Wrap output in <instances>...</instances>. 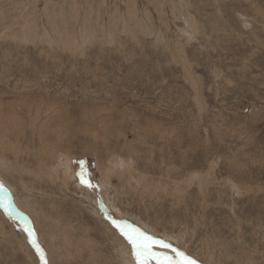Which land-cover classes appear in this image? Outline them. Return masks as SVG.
I'll return each mask as SVG.
<instances>
[{
  "label": "rangeland",
  "instance_id": "obj_1",
  "mask_svg": "<svg viewBox=\"0 0 264 264\" xmlns=\"http://www.w3.org/2000/svg\"><path fill=\"white\" fill-rule=\"evenodd\" d=\"M0 182V264H41L28 229L47 264H135L86 194L264 264V0H0Z\"/></svg>",
  "mask_w": 264,
  "mask_h": 264
},
{
  "label": "snow or ice",
  "instance_id": "obj_2",
  "mask_svg": "<svg viewBox=\"0 0 264 264\" xmlns=\"http://www.w3.org/2000/svg\"><path fill=\"white\" fill-rule=\"evenodd\" d=\"M76 175L82 187L86 189H95L98 187L92 184L86 168L83 167V162H81V171L77 172ZM2 187L3 185L0 184V188ZM110 223L131 246V253L135 264H198L195 259L181 249L173 247L164 240H157L138 228H133L131 225L122 221L118 222L112 219ZM27 231L29 243L35 249L41 264H47L45 252L38 244L34 230L28 229ZM158 248L169 251H158Z\"/></svg>",
  "mask_w": 264,
  "mask_h": 264
},
{
  "label": "bare ground",
  "instance_id": "obj_3",
  "mask_svg": "<svg viewBox=\"0 0 264 264\" xmlns=\"http://www.w3.org/2000/svg\"><path fill=\"white\" fill-rule=\"evenodd\" d=\"M148 25V24H147ZM31 39V38H30ZM5 144V143H4ZM6 145V144H5ZM65 167V166H64ZM68 167H69V165H68ZM68 169V168H67ZM70 170V169H69ZM68 170V171H69ZM67 171L65 170V172H63V177L65 178V180H67L68 179V177H70V176H68L67 175V173H66ZM70 175V174H69ZM71 177H72V175H71ZM71 179V178H70ZM73 180V179H72ZM75 180V179H74ZM0 184H2L3 186H4V182L3 183H1L0 182ZM79 188V187H78ZM80 190H83L82 188H79ZM84 191V190H83ZM105 191V190H104ZM111 192V191H110ZM88 195L86 194V195H83V197L79 200V202L80 203H86V204H84V206L86 205V209L91 213V215L92 216H94V217H96L97 218V220H99L101 223H102V225H103V227L106 229V231L109 233V234H112L113 233V228H111V224L110 223H108L107 221H106V219H105V217H104V215L102 214V213H100V211L99 210H97V208H94V205H96L97 203H95L96 202V199H95V197L93 198L92 197V199L94 200V201H92V203H90V202H88L87 201V199H88V197H87ZM108 197V196H107ZM109 198V197H108ZM87 201V202H86ZM105 201V200H104ZM106 202V201H105ZM87 204H89V205H87ZM85 209V208H84ZM125 212V211H124ZM123 213V212H122ZM130 213V212H129ZM128 212L126 213H123V214H125L126 216H122L121 217V213L119 214V218H118V222H125L124 220H127L128 222H130L129 224L128 223H126V224H128V225H131V226H133V225H136V227H137V225L138 226H141V223H142V221H140V219H137V218H135L134 216H132V215H130ZM109 214V213H108ZM129 214V216H127ZM116 217V216H115ZM117 218V217H116ZM135 218V219H134ZM132 219H133V221H132ZM139 221V222H138ZM135 222H137V223H135ZM134 228V227H133ZM146 229H148V227H146ZM145 230V229H144ZM143 230V231H144ZM149 230V229H148ZM142 231V232H143ZM116 235H118V236H116L115 237V239L113 240V242H115V245H116V247H117V251L122 255V260H126L127 258L126 257H129L133 262H134V258H133V256H132V253H131V246L129 245V244H127L126 243V241L122 238V236H120V234H119V232L118 231H116ZM144 233H145V231H144ZM146 234V233H145ZM152 235V234H151ZM170 238H172V237H170ZM168 239V238H167ZM163 240V239H162ZM172 240V239H171ZM169 241V240H168ZM158 251H164L163 249H157ZM185 250V249H184ZM169 254H171L170 252H169ZM130 261L129 260H127V263H129Z\"/></svg>",
  "mask_w": 264,
  "mask_h": 264
}]
</instances>
